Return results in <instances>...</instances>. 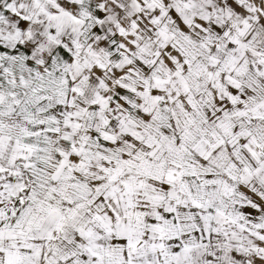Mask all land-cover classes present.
<instances>
[{"label": "snow or ice", "instance_id": "snow-or-ice-1", "mask_svg": "<svg viewBox=\"0 0 264 264\" xmlns=\"http://www.w3.org/2000/svg\"><path fill=\"white\" fill-rule=\"evenodd\" d=\"M0 264H264V0H0Z\"/></svg>", "mask_w": 264, "mask_h": 264}]
</instances>
